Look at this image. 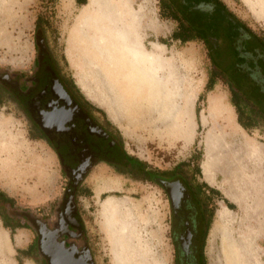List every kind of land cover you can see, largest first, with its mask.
I'll return each instance as SVG.
<instances>
[{
    "label": "rangeland",
    "instance_id": "374dc122",
    "mask_svg": "<svg viewBox=\"0 0 264 264\" xmlns=\"http://www.w3.org/2000/svg\"><path fill=\"white\" fill-rule=\"evenodd\" d=\"M223 1L254 31L264 33V14L253 10L254 0ZM0 9L5 12L0 22V81L31 74L40 41H47L83 96L105 112H100L102 120H109L129 154L153 171L168 172L190 160L202 169L197 177L219 191L212 195L207 264H264V135L238 124L224 82L205 89L210 61L204 44L172 40L176 23L160 16L159 0H86L82 5L75 0H1ZM121 32L142 38L145 59L155 46L161 49L142 74L130 69L123 76L90 46L91 34L113 38ZM159 91L171 101L180 94L182 109L192 117L184 118L193 126L188 141L183 139L188 124L163 131L150 126L146 114ZM219 107L231 113L245 142L231 172L209 159L206 149L209 125L202 116L210 117L208 111L216 113ZM68 182L53 146L7 93L0 105V190L13 199L11 212L29 228L11 234L0 220V264H49L39 246L37 222L50 230L40 226L45 251L49 245L75 247L92 264H175L172 202L162 185L101 163L83 178L72 198L71 209L79 212L81 223L74 228L66 225L70 219L64 212ZM31 242L33 258L18 253Z\"/></svg>",
    "mask_w": 264,
    "mask_h": 264
},
{
    "label": "flooded vegetation",
    "instance_id": "af4514ba",
    "mask_svg": "<svg viewBox=\"0 0 264 264\" xmlns=\"http://www.w3.org/2000/svg\"><path fill=\"white\" fill-rule=\"evenodd\" d=\"M40 42L42 44L34 71L27 76L16 74L19 79L14 78L13 83L9 77H1V81L7 84L8 90L14 94L15 102L31 119L38 133L56 151L61 166L69 175L65 199L68 201L70 198L72 203V198L82 186L83 178L95 166L103 163L121 174L131 175L130 170L136 162L123 147L116 131L102 120L100 112L90 106L73 87L69 81L70 74L62 68L61 61L50 49L48 42ZM56 88L59 92L55 91ZM62 111H66L69 118L62 128L45 125L46 129H43L40 126L39 122H43L44 114ZM143 172L157 183H162L171 199L175 264H207L206 227L213 211L212 191L202 185V180L195 175L190 178L181 171L165 174L144 167ZM171 184L177 185L179 189L175 202L168 188ZM3 204L9 216L20 218L11 212L8 203ZM68 205L71 209V204ZM66 225L80 228L77 210L71 209L70 221Z\"/></svg>",
    "mask_w": 264,
    "mask_h": 264
},
{
    "label": "trees",
    "instance_id": "16d2710c",
    "mask_svg": "<svg viewBox=\"0 0 264 264\" xmlns=\"http://www.w3.org/2000/svg\"><path fill=\"white\" fill-rule=\"evenodd\" d=\"M75 1L79 5L86 3V0ZM159 13L162 18L176 23L170 34L172 40L182 43L200 41L204 44L210 61L205 89L211 90L218 80L224 82L228 86L230 103L235 109L238 124L248 132L259 130L264 135V33L254 31L223 0H159ZM37 24L39 18L36 19ZM161 43L168 44L165 40H161ZM69 81L80 92L72 77ZM8 89L7 84L0 81V105L4 102L7 93L14 95ZM55 91L59 92V89L56 88ZM85 100L106 116L103 110L92 105L86 98ZM42 119L44 125L50 128H62L63 123L69 118L68 113L62 111L44 114ZM106 123L108 126L112 125L109 120H106ZM39 135L44 137L40 133ZM131 157L136 162L134 168L130 170L131 175L153 180L143 172L144 163ZM190 165L192 168L189 170ZM201 170L199 164H191L188 160L177 163L168 172H159L167 174L181 171L187 174L186 176L194 178V175L201 176ZM201 184L208 187L212 194L219 195V191L205 181ZM3 203H8L11 207L14 205L13 199L0 190V220L5 228L10 229L11 234L17 228H29L20 218L9 216ZM225 203L232 209V204L227 201ZM69 210L68 206L64 209L67 219H70ZM213 214L214 210L207 221L206 235ZM34 248L35 244L31 242L25 249L17 251L33 258Z\"/></svg>",
    "mask_w": 264,
    "mask_h": 264
},
{
    "label": "bare ground",
    "instance_id": "6f19581e",
    "mask_svg": "<svg viewBox=\"0 0 264 264\" xmlns=\"http://www.w3.org/2000/svg\"><path fill=\"white\" fill-rule=\"evenodd\" d=\"M254 2L255 3L252 4L249 2L253 7V10H257L259 13L264 14V0H259L258 2L257 0H254ZM4 17L5 12L0 9V22L4 19ZM90 46L95 51L102 52L105 61L111 62L116 68H118L119 72L123 73V76L129 74L130 69H137L142 74L143 67H147L148 62L151 63L155 56L158 58L157 55L161 50L159 47L155 46L153 53L145 59V44L142 38H131L125 32H121L118 37L113 38L109 37L108 34H91ZM158 76L155 74V78H157V80L158 78L161 79L160 74H158ZM165 94L166 93L163 91L158 92L156 100L150 103V108L147 111L146 118L149 119L150 126L158 128L161 131H163V129L166 130V128H174L176 130L175 127H178L179 129V127H182L184 124H188L189 128L187 130V134L185 137L183 136V139L188 141L189 137L193 133V126L185 121L184 118L192 117L189 113L184 112L182 109L184 101L181 99L180 94L177 97L175 96L174 99H172L173 101L167 100L165 98ZM219 109L220 110L216 113L208 111V113H210V117H208V115L202 116L203 122L205 124L208 123L209 125L205 136L206 149L209 159L215 162L220 161L225 168L231 172L234 165L233 161L241 153V150L245 146V142L243 140V136L231 120V118H233L231 113L226 108L221 109V107H219ZM209 118H213L212 121H210ZM168 188L171 193L172 200L175 202L179 196L178 186L171 184ZM217 219H219V217L216 215L215 222Z\"/></svg>",
    "mask_w": 264,
    "mask_h": 264
},
{
    "label": "water",
    "instance_id": "95a60500",
    "mask_svg": "<svg viewBox=\"0 0 264 264\" xmlns=\"http://www.w3.org/2000/svg\"><path fill=\"white\" fill-rule=\"evenodd\" d=\"M39 124L43 129H46V126L42 121H40ZM160 185H162L163 187L162 183ZM67 203L71 204L70 198ZM67 203L65 207L70 206ZM36 225L38 229L39 246L44 255L47 257L49 264H92L87 254L84 251L79 252L75 247H64L63 245H59L58 247L56 246L52 248L51 245H49L50 247H47L48 252L45 251L42 247V237L44 236V234L42 233L40 226L45 229L47 228L40 222H37ZM47 230L50 231L49 229Z\"/></svg>",
    "mask_w": 264,
    "mask_h": 264
},
{
    "label": "crops",
    "instance_id": "0c3cea01",
    "mask_svg": "<svg viewBox=\"0 0 264 264\" xmlns=\"http://www.w3.org/2000/svg\"><path fill=\"white\" fill-rule=\"evenodd\" d=\"M254 156H257V154L254 152ZM210 185V184H209Z\"/></svg>",
    "mask_w": 264,
    "mask_h": 264
}]
</instances>
